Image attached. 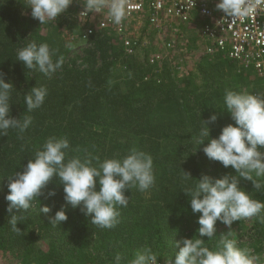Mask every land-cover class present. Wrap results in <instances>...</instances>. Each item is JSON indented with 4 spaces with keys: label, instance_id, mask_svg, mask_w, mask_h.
<instances>
[{
    "label": "clouds",
    "instance_id": "clouds-1",
    "mask_svg": "<svg viewBox=\"0 0 264 264\" xmlns=\"http://www.w3.org/2000/svg\"><path fill=\"white\" fill-rule=\"evenodd\" d=\"M73 0H27L31 16L40 24L56 19L64 13ZM83 10L79 16L100 13L105 7L112 22L120 24L127 15L124 0H82ZM194 0H188L192 6ZM215 8L223 12L221 19L243 20L257 14L258 8L252 0H218ZM58 49L46 42L35 40L18 50L16 59L27 69H36L44 75L54 74L63 65V56H58ZM5 74L0 71V136L7 135L8 129H17L23 133L31 124V116L22 120L10 115L11 95L14 89L10 81H5ZM48 94L43 86H34L24 96L27 110L40 108ZM234 123L222 127L218 137H211L210 124L218 116L212 113L207 120H202L198 135L194 137L196 148L203 145V152L209 160L220 162L223 167L231 166L235 174L226 173L219 177L203 174L199 178L190 172L182 171V189L190 198L193 213H199L198 235L184 237L175 241L179 250L175 258L169 257L166 264H264V255L255 253L250 248H241L229 230L220 235L218 243L209 247L203 237L212 240L216 236V224L222 222L229 226L242 218L257 217L264 223V201L254 198V191L264 190V93L246 90H226L223 108ZM208 141V143H204ZM70 142L67 137H49L42 148L29 159L24 170L8 176L9 202L7 211L12 213L8 223L12 231L19 233V217L16 213L32 207L41 195L42 189L55 175L63 184L64 200L72 208L81 207L86 216L91 215V223L100 228H113L119 222V207H127L125 191L137 187L140 191L149 189L155 182L153 157L145 151L132 148L122 157H111L100 161L99 158L73 156L67 158ZM93 159L97 162L94 163ZM250 181L252 190L241 184V180ZM97 183L100 185L97 190ZM55 190L48 195L54 196ZM16 210L14 212L13 210ZM40 212L48 213L47 205L40 207ZM68 219L63 207L56 211L52 223L59 224ZM158 255L150 247L137 250L129 264H158ZM118 253L114 264H121Z\"/></svg>",
    "mask_w": 264,
    "mask_h": 264
},
{
    "label": "trees",
    "instance_id": "trees-1",
    "mask_svg": "<svg viewBox=\"0 0 264 264\" xmlns=\"http://www.w3.org/2000/svg\"><path fill=\"white\" fill-rule=\"evenodd\" d=\"M4 17H8L7 19L12 22L15 21L4 14H0V21ZM2 25L4 24L2 23ZM53 46H56L55 42H53L52 48ZM67 53L68 49L59 53V56H63L65 65H62L54 77L48 78L43 73L37 72L36 69H28V72L21 74L23 75L22 78L16 80L11 95L10 115L21 120L25 116H31L32 122L23 133L10 128L7 135L0 136V250H10L13 246L19 247L20 250L17 251L20 255L18 258L20 264H87L85 251L96 242H99L97 247L101 250L93 254L94 261L96 258L100 262L108 260L112 257L113 250L120 252L125 245L132 246L134 248L132 252L134 251L133 253L136 254L141 245L151 242L152 237H156L153 234L154 231L157 234L160 233L159 225L162 226L165 222L164 218L156 216L157 209L163 205L158 197L163 190L162 181L166 180L168 186L170 185L167 190L168 200H165V205L172 212H182L183 203L188 202V206L190 203L188 196L189 199L184 200L182 198L185 195L182 190L184 188L181 180L182 171L190 172L193 177L199 178L202 175L200 169L204 168L209 171L212 166L203 160L197 161L194 156L195 153L192 151L193 148H196L194 137L197 135L198 128L202 126L199 124V119L207 120L211 114L208 107L214 99L211 92L200 95L197 90H192L189 94L192 98L184 100H179L180 97L177 99L166 98L164 92H159L151 101L143 97L133 98V93H129V96L125 97L123 101L124 105L121 106L113 102L116 101L113 97L108 98L111 93L105 89H99L97 86L98 90L95 91L93 85L86 88L84 86L88 81L90 84L98 82L103 77V70L107 66L98 68L99 73L97 75L92 73L94 65L86 69H77L74 64L73 67L69 68L68 62L65 63ZM2 56L3 52H0V58ZM3 64L5 65V68L2 69L5 74L4 79L8 81L14 77L15 70L10 69L5 62ZM76 81L82 85V88L77 90L81 92L78 99H83L84 103L90 104L89 110H87L90 114L85 115L89 117V115L103 110L104 114L108 116V123L111 122L106 128L93 131L92 126L88 127L86 123L79 125L77 122L73 125L67 120L66 115L70 114L66 113L70 109L68 98H71L72 94L76 92L75 88L73 89V86L76 87ZM23 82L24 84H22ZM40 85L48 89L45 102L40 108L29 112L24 102V96L32 87ZM91 86L94 88H90ZM112 88L109 89L112 90ZM94 92L98 98L91 102V95ZM101 95L102 97L106 96L103 99ZM220 96L218 93L216 99L223 101V97L221 99ZM201 98L203 106L208 107H205L204 112L208 115L204 118L198 110ZM65 113L66 115L63 116ZM57 115L62 116L55 118L54 116ZM48 120H56L58 122L54 123H61V125H54ZM223 121L224 119H220V122ZM67 126H73L77 136L72 137V141L69 140L68 159L73 156H79L82 159L98 157L100 161H103L106 158L122 157L132 147H136V145L131 144L132 137L141 139L138 148L153 157V169H155L156 176L153 188L158 185L155 196L147 199L140 196L143 191H136L137 187L127 189L125 194L128 196V204L127 207H119V222L113 228H102V231H99L97 228L100 227L91 223V215L86 216L81 211V207L72 208L71 205L66 204L63 184L54 175L42 189L41 195L34 201L32 207L26 210V214L24 212L16 213L23 219L17 224V227L20 228L19 233L12 231L11 225L8 223L12 213L7 211L9 202L5 199L9 191L8 176L23 171L28 160L32 159L35 152L42 148L49 137H57L59 134L67 135L70 132L69 129L68 131L65 129ZM210 135H212L211 130ZM144 136L151 137L155 141L161 139L163 144L161 146L162 142L160 141L157 143L146 142ZM123 138L126 141L120 142V139ZM132 143L135 144L137 141ZM162 147H164L163 151L161 150ZM186 153L188 156L184 157L183 155ZM93 162L96 163L97 161L93 159ZM166 163L170 165V170H166ZM167 171L169 172L167 173ZM225 171L227 169H224ZM99 187L100 185L97 183V190ZM53 189L56 194L49 196V191ZM44 205L49 206L51 211L48 213L40 212V207ZM62 207L68 219L59 224L52 223L56 211ZM13 211L16 212L15 209ZM182 217L175 218L174 221L177 222L181 219L179 223L190 228L192 236L198 235L199 225L194 227V224H197V218L183 215ZM26 222L29 223L27 227ZM149 227L152 230H149ZM96 236H98V240L93 239ZM218 236L220 233L215 237ZM43 238H48V241L44 242ZM40 240L44 244L38 242ZM102 248L105 250L102 251ZM100 251L103 253L100 254ZM92 253L87 252L90 259H92ZM66 255L69 257L68 259L65 258Z\"/></svg>",
    "mask_w": 264,
    "mask_h": 264
},
{
    "label": "rangeland",
    "instance_id": "rangeland-1",
    "mask_svg": "<svg viewBox=\"0 0 264 264\" xmlns=\"http://www.w3.org/2000/svg\"><path fill=\"white\" fill-rule=\"evenodd\" d=\"M82 10V0H73V3L64 13L59 14L56 19L49 20L41 25L38 19L32 18L31 9L27 6V0H0V14L10 16L11 19L15 20L12 22L7 19L8 17H4L0 21V52H3V56L0 58V71L5 68L3 62L10 69L15 70L14 77L8 81L14 85L16 80L23 77L21 74L28 72L23 63L16 59L18 50L32 40H35L38 44L46 42L50 47L55 42L56 46H53V48L58 49V56L61 51L68 49L65 63L68 62L69 68L73 67L74 64L77 69H86L94 65L92 73L97 75L99 73L97 71L98 68L107 66L103 70V77L98 82L90 84L88 81L84 86L86 88L93 85L95 91L98 90L97 86H99V89H105L113 94L108 95V98L113 97L116 100L113 102L121 106L124 105L123 101L125 97L129 96V93H133V98L143 97L151 101L154 100V97L159 92H164L166 98L177 99L180 97L179 100L192 98L189 95L192 90H197L200 95L211 92L214 99L208 107L211 110V114L216 113L218 116L217 121L212 123L210 127L212 131L211 137L213 138L219 136L223 126L234 123L230 114L226 110H221L223 101L216 99L218 98V93H220L221 99L224 97L226 90H246L248 92L264 93V77L259 74L257 68L253 65H245L231 60L221 53L209 54L205 52V39L202 30L206 22L201 16L193 14L188 20L183 21L177 18L169 17L163 19L159 17L158 21L153 22L150 13L142 12L133 16H126L120 24H116L109 19L107 7L100 13L90 12L86 17L79 16ZM105 23H108V26H103ZM89 29L94 31L93 35L83 40V36L86 35ZM218 54L219 56H217ZM59 71L58 69L54 74L46 75V77L52 78ZM37 72L39 71L37 70ZM75 85L76 87L73 86V89L75 88L76 92L72 94L71 98H68L70 109L66 113L70 114H63V116H67L70 124L74 125L78 122L81 125L86 123L88 127L92 126L93 131L102 130L108 124H111V122L108 123V116L104 114L103 110L93 113L89 117L85 115L89 113L87 110H89L90 104L84 103L83 99H78L81 92L77 90L82 88V85L78 81L75 82ZM93 86L90 88L93 89ZM110 87L114 89L110 90ZM91 96V102L98 98L95 92ZM105 96L102 97L101 95L103 99ZM201 100L202 98L200 99L198 110L204 118V116L208 115L204 112L207 106H203ZM113 106L115 107L116 105ZM60 116L62 115L54 117L58 118ZM220 119H224V121L220 122ZM202 120L206 119H199L200 125L203 123ZM48 122L54 125H61V123H54L58 122L56 120H48ZM200 128H198L197 135ZM65 129L67 131L69 129L70 132L67 135L59 134L57 137H67L69 139L71 136L69 139L71 140L72 137L76 136L73 126H67ZM145 138L146 142L157 143V141H160L162 142L161 146L163 144L161 139L155 141L151 137ZM125 141L124 138L120 139V142ZM131 141H137V143L133 144L131 142V144L136 145L134 148L139 149L141 139L132 137ZM204 143L208 142L205 141ZM201 146L197 148L194 154L196 160H203L208 162L210 166L212 165L209 171L204 168L200 169L202 175L208 174L219 177L226 173L235 174L231 166L225 168L220 162L209 160L202 150L203 145ZM163 148H161L162 151ZM194 150L195 148L192 149V151ZM261 150L264 151V149ZM183 156L187 157L188 154L186 153ZM224 169H227V171L224 172ZM166 170H170V165L167 163ZM153 173L155 176V169H153ZM162 182L163 190L158 197L163 205L157 209L158 213L156 216L164 218L165 222H163L162 226L159 225L160 233L157 234L154 231L153 234L156 237H152L151 242L141 245L140 249L150 247L159 256L158 263L166 264L167 259L171 256L174 259L175 252L179 250V246H176L175 241H181L180 246H182L184 237H193L191 235L192 230L187 228L186 225L179 223L181 219L177 222L174 219L183 218L182 215L198 218L199 213H193L190 203L188 206L186 201L183 203L182 212L170 211L168 206L165 205V200H168L167 190L170 185L168 186L166 180ZM241 184L248 190H252L253 186L250 181L242 179ZM157 188L158 185L154 188L152 185L149 189L143 191L142 194H139L141 197L150 199L155 196ZM136 191L139 190L136 188ZM253 191L254 198L264 201V190ZM182 198L184 200L189 199L186 195ZM261 214L264 215V212ZM25 225L27 227L29 223L26 222ZM198 225V223L194 224V227ZM97 229L102 231V228ZM148 229L152 230L151 227ZM229 230L232 232L233 238L237 240L239 247L250 248L255 253L261 254L264 244V223H261L257 217L253 216L234 221L231 229L218 221L215 234H226ZM160 235L161 237H159ZM97 237L93 239L98 240ZM43 239L44 242L48 241V238ZM203 239L209 247H214L218 243L220 236L214 237L212 240H208L205 236ZM43 241L40 240L38 242L41 243ZM91 245L93 249L90 247L85 251L87 264H114L115 256L118 253L122 257L121 264H129V261L135 256L134 251L132 252L134 248L130 245H125L120 252L113 250L112 257L108 258V260L100 262L96 258L94 261L93 254L95 252L98 253L101 248L97 247L99 242ZM17 250H20L17 246H13L10 250H0V264H20L18 261L20 255ZM104 250L105 248H102V251ZM102 251H100V254L103 253ZM87 252H93L92 259H90V255H87ZM65 258L68 259L69 257L66 255Z\"/></svg>",
    "mask_w": 264,
    "mask_h": 264
},
{
    "label": "built area",
    "instance_id": "built-area-1",
    "mask_svg": "<svg viewBox=\"0 0 264 264\" xmlns=\"http://www.w3.org/2000/svg\"><path fill=\"white\" fill-rule=\"evenodd\" d=\"M108 3L111 0H107ZM218 0H124L127 15L150 13L151 20L159 17L188 20L193 14L205 20L202 34L205 39V52L221 53L231 60L245 65H253L264 77V0H252L258 8L257 14L243 20L221 19L223 12L215 8ZM110 19V18H109ZM108 24V23H107ZM106 23L103 26H108ZM89 29L83 40L93 35ZM261 254L264 255V244ZM160 264V263H158Z\"/></svg>",
    "mask_w": 264,
    "mask_h": 264
}]
</instances>
